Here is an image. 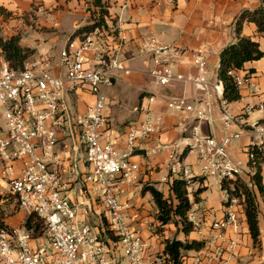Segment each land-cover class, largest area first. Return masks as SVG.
<instances>
[{"label":"built area","instance_id":"obj_1","mask_svg":"<svg viewBox=\"0 0 264 264\" xmlns=\"http://www.w3.org/2000/svg\"><path fill=\"white\" fill-rule=\"evenodd\" d=\"M109 1L120 11L130 2ZM110 20H115L110 31L96 28L67 41L57 64L49 55H42L23 69L15 70L7 63L0 69V111L6 120L5 126L0 125V184L21 212L34 214L46 225L41 240L33 239L23 228L0 232V264H170L164 254L149 255L143 237L132 227L128 205L118 196L119 182L135 180L139 170L130 157L140 141L159 132L162 119L157 117L158 124L148 114L141 123L130 125L125 153H120L107 135L109 99L105 89L113 88L118 73H132L127 63L133 60L123 56L128 42L120 18L111 15ZM139 55L150 60L148 74L154 86L164 89L183 84L198 95L214 96L212 104L200 96L191 102L186 96L172 98L167 103L170 111L192 115L195 122L208 126L214 109L221 115V136L204 134L198 125L192 126L184 129L176 144H160L152 153H169L170 173L186 181L188 187L198 177L219 186L242 179V169L230 154L231 144L241 134L232 129L239 127L250 134L249 161H255L258 154L263 156L264 122L250 125L246 119L264 110V104H248L239 115L232 114L223 99L222 83L210 79L209 62L203 54L193 56L192 75L174 69L184 52L153 35L140 43ZM229 75L239 92L259 95L251 74L231 71ZM78 88L87 89L94 97L93 105L82 113L74 110L69 100ZM148 101L154 103L156 96ZM64 139L73 151L83 149L85 158H63L58 148ZM188 156L195 158V170L185 163ZM81 165L87 168L85 172ZM251 170L254 175V167ZM78 186L82 201L74 198ZM249 186L252 188L251 183ZM223 192L225 217L211 224L210 234H202L205 246L216 247L212 264L225 263L221 245L227 243L234 249L239 241L228 237L229 230L239 235L238 200L230 201L228 192ZM98 204L102 209L95 214ZM189 220L196 229L194 218ZM194 264H201L200 259Z\"/></svg>","mask_w":264,"mask_h":264},{"label":"crops","instance_id":"obj_2","mask_svg":"<svg viewBox=\"0 0 264 264\" xmlns=\"http://www.w3.org/2000/svg\"><path fill=\"white\" fill-rule=\"evenodd\" d=\"M89 2L92 0H0V38L7 40L19 35L20 46L35 51L32 56L34 60L42 55H49L57 64L60 52L67 41L73 39V35L79 29L91 25L89 9L93 11L94 6L92 3L89 6ZM260 4L261 0H130L125 11H120L118 5L109 10L110 15H117L120 18L121 29L127 37L128 43L123 56L133 60L127 63L132 73L128 76L118 73L113 88L105 89L109 99V107L105 112L108 120L106 133L115 148L120 153H125L126 133L130 125L141 123L148 114L156 122L157 117L162 119L160 124L157 122L160 126L159 132L140 141L138 149L130 157V160L139 166L136 179L120 181L118 186L119 200L122 204L128 205L132 227L143 237L149 255L163 254L164 245L160 244V237L154 232V226L152 227V224L157 223L155 219L157 209L151 194L143 193V188L153 186L167 195L172 182L181 180L170 173L169 153L152 151L160 144H176L184 135V129H190L192 126L198 125L204 134L219 137L222 125L221 115L215 109L209 114L210 126L206 122H195L192 115L180 116L170 111L167 103L172 98L186 96L191 102L200 96L212 104L214 96L198 95L191 86L183 84L164 89L154 86L148 74L151 68L150 60L139 55L140 43L147 36L153 35L162 43L183 51L184 55L176 59L174 69L184 75L195 73L191 68L194 55H205L209 62V70L215 68V74L210 73L214 83L218 80L222 50L236 42L237 17L244 10L257 8ZM108 25L111 26V21ZM242 36L257 41L264 52V36L258 34L253 24L244 25ZM5 63L0 50V69ZM251 69L252 73L249 72ZM247 73L254 77L260 92L254 97L249 90L240 91L241 99L228 103V109L234 115H239L248 104H264V57L259 61L247 63L241 74ZM139 93L140 98L137 96ZM153 95L156 96V101L150 103L148 98ZM135 96L137 99H131ZM128 98L131 99L130 103L125 100ZM69 100L73 109L80 113L94 103L93 95L84 88H78L70 93ZM120 107H124L125 110H120ZM258 120L264 122V110L255 111L246 122L251 125ZM232 130L240 133L241 138L235 140L236 145L231 144L230 154L242 169V180L250 183L253 171L249 166L246 150L250 143V134L240 131L239 127H233ZM63 141L58 148L63 158H85L83 149L75 152L68 140ZM185 163L195 170L194 157L188 156ZM260 167L264 184V154ZM80 168L83 172L87 170L85 165H81ZM211 184L215 183L198 177L189 185L188 193L192 202L194 194L201 191L198 196L200 202L193 204L189 213V217L194 218L198 227L194 228V232L187 238L177 228L183 235L180 240L202 242V234H210L211 224L225 217L226 196L221 186H219L221 192H217L211 189L213 188ZM74 198L83 200L79 186L76 188ZM92 199L94 201V195ZM257 203L259 244L255 245L250 236L242 206H236L239 212V235L229 230L228 237L239 241L234 249H229L227 243L221 245L224 264H264V197L258 193ZM101 209L100 204L94 206V213H99ZM215 254L216 247L206 245L200 251L188 252L183 264H194L197 259H200L201 264H212Z\"/></svg>","mask_w":264,"mask_h":264},{"label":"trees","instance_id":"obj_3","mask_svg":"<svg viewBox=\"0 0 264 264\" xmlns=\"http://www.w3.org/2000/svg\"><path fill=\"white\" fill-rule=\"evenodd\" d=\"M92 4L94 10L89 9L91 12V25L79 29L73 35V38L84 36L96 28L110 31L107 23V19L110 20L111 16L109 12L112 6L110 1L93 0ZM110 21L115 22V20ZM245 24H253L258 34L264 36V0H261V4L257 8L241 12L235 21L236 42L224 48L220 54L218 80L224 87L223 99L228 103L237 102L241 99L240 92L229 72L242 71L247 63L259 61L264 57V52L257 41L242 36ZM20 39L19 35L7 40L0 38V50L4 60L15 70L23 69L26 61L35 53L32 49L21 47ZM249 72L252 73L253 69ZM262 159L263 156L258 154L255 161H249V166L251 168L254 167L255 170V174L250 179L252 188L249 183L242 179L229 181L221 186L223 191L228 192L230 201L232 198H236L240 206H242L249 233L255 245L260 242L257 193L264 197V184L260 167ZM147 192L152 196L157 209L155 219L159 222L161 228L168 224H174L186 238L194 232V225L189 220V213L192 205L200 202L198 196L201 191H197L194 194V201L192 202L188 193V183L184 180H174L167 195L153 186H145L143 193ZM23 229L30 233L33 239L41 240L44 236L46 225L41 219L31 214L25 219ZM12 230L4 220L0 219V232H11ZM163 245V254L168 256L170 264H183L184 257L188 252L200 251L205 247L204 242L189 241L187 239L167 240Z\"/></svg>","mask_w":264,"mask_h":264},{"label":"rangeland","instance_id":"obj_4","mask_svg":"<svg viewBox=\"0 0 264 264\" xmlns=\"http://www.w3.org/2000/svg\"><path fill=\"white\" fill-rule=\"evenodd\" d=\"M92 2H93V0H92ZM92 2L88 3L89 6H91ZM33 60H34V58L30 57L26 61L24 67L26 66V64L32 62ZM214 70H215L214 67L210 68L209 74L210 73L211 74H215ZM210 79H212V77ZM155 89L157 90V88H155ZM139 95L141 96V93H139L137 95L138 98H140ZM137 96H135V98L133 97L131 99H133V100L137 99ZM129 99L130 98L125 99L127 101V103L131 102V99H130V101H129ZM108 106H109V104H108ZM112 106H117V105H112ZM112 106H110V108ZM131 109H133V107ZM120 110H125V109H124V107L123 108L120 107ZM0 114H1V116H0V125L1 126H5V124H6L5 117H4V115H2L1 111H0ZM251 121H252V119L250 120V123H251ZM236 142L237 141H234L232 143V145H236L237 144ZM211 186L213 187L211 189H214L217 192H221L220 188H219V185L211 184ZM121 197H122V195H121ZM237 206L238 207L240 206L239 201L237 202ZM152 215H153V213H152ZM26 218H27V216L23 212H21L20 209L17 207V204H16L14 198L8 193V191L5 188V186L0 184V219L4 220V222L8 225L9 228L18 229V228H23V224H24ZM156 222H157L156 224H152V227L154 226L153 227V228H155L154 232H157L159 237H160V244H164L167 240L183 238V235H181L179 233V230L177 229L176 225L168 224V225L164 226L163 228H161V225H159V222L158 221H156Z\"/></svg>","mask_w":264,"mask_h":264}]
</instances>
